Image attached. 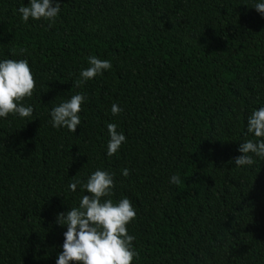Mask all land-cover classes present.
Returning <instances> with one entry per match:
<instances>
[{
    "label": "trees",
    "instance_id": "obj_1",
    "mask_svg": "<svg viewBox=\"0 0 264 264\" xmlns=\"http://www.w3.org/2000/svg\"><path fill=\"white\" fill-rule=\"evenodd\" d=\"M59 2L52 23L22 20L30 0H0V61L27 59L36 84L31 117L0 118V264H56L57 214L97 169L114 173L108 198L136 210L132 264H264V159L229 162L264 107V0ZM93 55L112 68L76 87ZM77 93L76 132L52 127ZM108 123L126 136L111 157Z\"/></svg>",
    "mask_w": 264,
    "mask_h": 264
},
{
    "label": "clouds",
    "instance_id": "obj_2",
    "mask_svg": "<svg viewBox=\"0 0 264 264\" xmlns=\"http://www.w3.org/2000/svg\"><path fill=\"white\" fill-rule=\"evenodd\" d=\"M253 7L264 16V2L256 3ZM18 11L24 22L32 18L54 23L61 11V4L59 0H30L27 6H21ZM24 51L26 49L21 50ZM87 60L89 67L80 71L79 78L75 81L76 87L112 68L111 61L107 59L102 60L93 55ZM35 87L27 59L0 61V118H7L9 114L20 118L31 117L34 108L25 106L22 101L33 95ZM85 100L84 94L77 93L52 108V127H64L75 133L77 126L81 124L79 113ZM122 111L117 104L112 105L111 112L114 116ZM117 127L115 123L107 124L110 137L107 143L109 157L115 155L122 144L126 143V136ZM247 132L257 139L240 143L238 151L241 155L229 161L234 162L237 167L253 165V156L264 159V107L253 111L249 116ZM122 175L128 177L130 170L122 169ZM80 183L77 180L69 184V189L76 191ZM170 183L179 185L180 176L172 175ZM114 187V173L97 169L82 184L83 190L89 195L82 196L78 207H72L67 213L57 214L56 222L66 226L67 231L63 234V251L58 254L56 264H132L134 258H139V252L133 245L136 237L129 235L126 228L136 218V210L127 197L117 203L108 198Z\"/></svg>",
    "mask_w": 264,
    "mask_h": 264
}]
</instances>
